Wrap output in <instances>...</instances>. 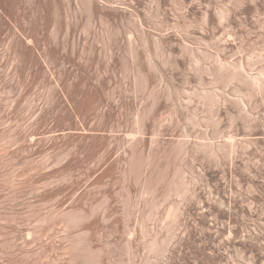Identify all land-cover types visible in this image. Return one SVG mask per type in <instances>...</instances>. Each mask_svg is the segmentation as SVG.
<instances>
[{
	"label": "rangeland",
	"instance_id": "374dc122",
	"mask_svg": "<svg viewBox=\"0 0 264 264\" xmlns=\"http://www.w3.org/2000/svg\"><path fill=\"white\" fill-rule=\"evenodd\" d=\"M254 77L264 0H0V264H264Z\"/></svg>",
	"mask_w": 264,
	"mask_h": 264
},
{
	"label": "bare ground",
	"instance_id": "6f19581e",
	"mask_svg": "<svg viewBox=\"0 0 264 264\" xmlns=\"http://www.w3.org/2000/svg\"><path fill=\"white\" fill-rule=\"evenodd\" d=\"M223 68H224V67H222L220 70L222 71ZM239 76H240V73H234V74L232 75L231 79H235V78H237V77H239ZM241 77H242V79H243V76H241ZM251 83H252V85L254 86V88H256V89H261V88L264 87V80H263V78H261V77H254V78H252V79H251ZM230 148H231V151H234V149H235V144H234L233 142L230 143Z\"/></svg>",
	"mask_w": 264,
	"mask_h": 264
}]
</instances>
